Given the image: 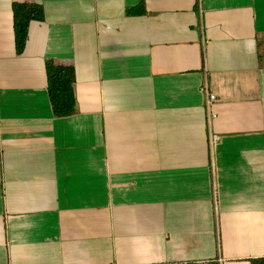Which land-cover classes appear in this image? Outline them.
Returning a JSON list of instances; mask_svg holds the SVG:
<instances>
[{"label": "crops", "instance_id": "crops-1", "mask_svg": "<svg viewBox=\"0 0 264 264\" xmlns=\"http://www.w3.org/2000/svg\"><path fill=\"white\" fill-rule=\"evenodd\" d=\"M257 261L264 0H0V264Z\"/></svg>", "mask_w": 264, "mask_h": 264}, {"label": "trees", "instance_id": "trees-1", "mask_svg": "<svg viewBox=\"0 0 264 264\" xmlns=\"http://www.w3.org/2000/svg\"><path fill=\"white\" fill-rule=\"evenodd\" d=\"M15 31L17 37V47L21 48L25 43L27 36V26L30 17L38 18L39 12L29 10L22 4H15ZM63 71L65 68H53L49 70L51 98L55 112L58 115L69 114L74 107V95L68 85L71 83L73 76L68 77ZM70 74V71H68ZM68 74V73H67ZM69 83V84H68ZM257 261L256 264H261Z\"/></svg>", "mask_w": 264, "mask_h": 264}, {"label": "built area", "instance_id": "built-area-1", "mask_svg": "<svg viewBox=\"0 0 264 264\" xmlns=\"http://www.w3.org/2000/svg\"><path fill=\"white\" fill-rule=\"evenodd\" d=\"M203 89L204 91L208 92L207 86H205ZM208 95H209L208 108L211 111V116H215V113L212 110V105H213L214 100L216 99V95L212 92H208ZM219 140H220V136L218 134L212 133L210 135V145L211 146H215L219 142Z\"/></svg>", "mask_w": 264, "mask_h": 264}]
</instances>
